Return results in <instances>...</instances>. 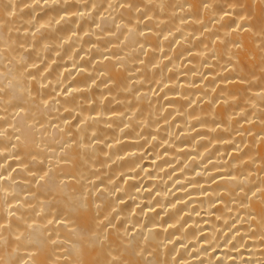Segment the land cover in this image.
<instances>
[{
  "label": "bare ground",
  "instance_id": "1",
  "mask_svg": "<svg viewBox=\"0 0 264 264\" xmlns=\"http://www.w3.org/2000/svg\"><path fill=\"white\" fill-rule=\"evenodd\" d=\"M0 264H264V0H0Z\"/></svg>",
  "mask_w": 264,
  "mask_h": 264
}]
</instances>
